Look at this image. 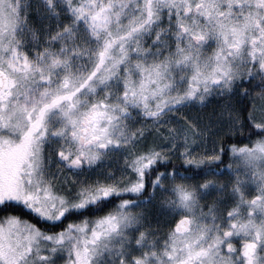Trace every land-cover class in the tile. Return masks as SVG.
Wrapping results in <instances>:
<instances>
[{"label": "snow or ice", "instance_id": "snow-or-ice-1", "mask_svg": "<svg viewBox=\"0 0 264 264\" xmlns=\"http://www.w3.org/2000/svg\"><path fill=\"white\" fill-rule=\"evenodd\" d=\"M0 264H264V0H0Z\"/></svg>", "mask_w": 264, "mask_h": 264}, {"label": "flooded vegetation", "instance_id": "flooded-vegetation-1", "mask_svg": "<svg viewBox=\"0 0 264 264\" xmlns=\"http://www.w3.org/2000/svg\"><path fill=\"white\" fill-rule=\"evenodd\" d=\"M248 101L250 102V100H245V101H243V103H240L238 106H239L240 108H243L245 105L248 104ZM192 111H193V113L195 114V110H192Z\"/></svg>", "mask_w": 264, "mask_h": 264}, {"label": "trees", "instance_id": "trees-1", "mask_svg": "<svg viewBox=\"0 0 264 264\" xmlns=\"http://www.w3.org/2000/svg\"><path fill=\"white\" fill-rule=\"evenodd\" d=\"M249 103H251V101H250V102L248 101V104H249ZM193 114H194V113H193ZM177 163H178V162H177Z\"/></svg>", "mask_w": 264, "mask_h": 264}, {"label": "rangeland", "instance_id": "rangeland-1", "mask_svg": "<svg viewBox=\"0 0 264 264\" xmlns=\"http://www.w3.org/2000/svg\"><path fill=\"white\" fill-rule=\"evenodd\" d=\"M69 179H71V177H69Z\"/></svg>", "mask_w": 264, "mask_h": 264}]
</instances>
